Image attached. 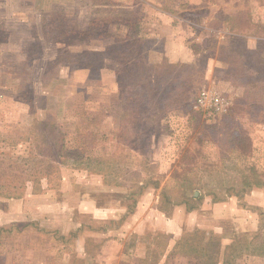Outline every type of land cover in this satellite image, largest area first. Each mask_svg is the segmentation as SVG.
<instances>
[{
  "label": "rangeland",
  "instance_id": "1",
  "mask_svg": "<svg viewBox=\"0 0 264 264\" xmlns=\"http://www.w3.org/2000/svg\"><path fill=\"white\" fill-rule=\"evenodd\" d=\"M47 19L80 30L98 21L110 36L137 43L154 65L151 71H160L155 66L166 60V36L180 37L182 43L170 49L189 64L165 67L156 101L150 97L138 111L127 110L118 93L125 74L113 78L126 57L119 47L101 57L104 67L98 65L84 84V75L62 63L45 70L62 48L102 53L111 37L60 46L56 27L45 32L41 20ZM263 19L264 0H0V192H20L17 199L0 198V264H71L73 253L83 264H212L219 257L200 262L174 248L175 242L194 229L213 232L223 245L231 243L234 230L264 235V190L242 197L225 190L251 170L264 173ZM233 21L242 25L241 38L230 35ZM256 76L262 80L254 81ZM30 81L31 88L22 85ZM226 122L250 137L251 149L239 147ZM37 124H45L47 133ZM61 133L69 158L57 177L40 180L44 156L32 155L54 153L45 151L43 139L51 143ZM119 155L126 165L115 167L117 176H105L107 166L90 161L109 166ZM185 178L199 198L191 211L178 192ZM30 179L40 180L42 190ZM144 181L149 184L138 194L137 183ZM45 213L72 216L73 230L85 224L94 229L78 233L65 248L41 231L54 229L45 222L59 224L55 219L50 225ZM225 254L222 261L229 258ZM230 264H264V258L243 253Z\"/></svg>",
  "mask_w": 264,
  "mask_h": 264
},
{
  "label": "trees",
  "instance_id": "2",
  "mask_svg": "<svg viewBox=\"0 0 264 264\" xmlns=\"http://www.w3.org/2000/svg\"><path fill=\"white\" fill-rule=\"evenodd\" d=\"M63 18V17H62ZM234 19L233 17L230 18V20ZM61 20V19H60ZM228 19V21L230 22ZM48 22H45L44 20H41L42 24L45 25V32H50L52 27H56V33H57V40L55 41L58 45L60 46H68V44L72 42L75 43H82L84 42L85 44H90L92 40H106L107 37H111L108 39H112L111 42H109L106 47L103 49L102 53L97 52V51H92L89 49H84L82 51L76 52V51H71L69 49H66L65 47L60 50V59L55 58L52 61H48L46 66V71L49 70H55L58 65L64 64L69 70H77V69H84L88 72V77L95 76L97 74L98 70V65L99 67L102 66L104 67V59H102V56H107L113 49H116L119 47L117 51L118 54L124 53L123 55L126 56L123 60H121V69L117 72H115V76H118V78L125 74L123 83L119 87L118 86V93L123 97L121 102H124L125 108L127 110H133L138 111L141 108V105L146 101L148 102L150 97V100H153L155 102V98H158V78L161 77V74L165 72V67H169V65L175 66L180 63H168L165 59H163L160 63L161 66H155L157 68H160L161 70L159 71H151L150 68L154 67L153 64L148 63L147 61L144 60L142 57V54L140 53L138 49V44L136 43V47H132L129 45L130 43H125L124 40H121L119 38H115L113 36H110L109 33H107V27L104 26L102 23L98 21H91L89 25L86 27L85 30H80L77 26H74L73 28L71 27V23L66 22L63 23L61 21H57L54 19L53 21L51 19H47ZM50 22V23H49ZM242 25L236 23L233 21L232 25L229 27V32L231 36H236L241 38L240 35H243V28L241 27ZM3 33L7 32L5 28H3ZM234 33V35H232ZM38 41V39H36ZM35 41V42H37ZM69 42V43H68ZM36 44V43H35ZM130 51H129V49ZM105 51V52H104ZM243 53L249 56H253L254 58L257 57L256 53L257 51H250L243 49ZM121 56V54H120ZM126 58H130V60H136L134 63H129L126 61ZM102 59V60H101ZM62 60V62H61ZM120 61V60H119ZM139 63L140 66H136V63ZM182 65V64H181ZM130 67V71L126 70V67ZM51 67V68H50ZM133 68L135 71H133ZM24 76L22 75H17L18 78L22 79L26 77V75L23 73ZM58 76V74L56 75ZM48 78V77H47ZM49 79V78H48ZM254 81H260L262 80L258 76H256ZM175 79L172 78L170 81H168L165 84V88H169L170 84L174 82ZM254 83V82H252ZM118 84V83H117ZM25 87L31 88L33 86V83L30 81L27 83V85L22 84ZM22 86V87H23ZM154 94V95H153ZM168 95V93H167ZM166 95V97H167ZM132 102V103H130ZM141 102H143L141 104ZM148 104V103H147ZM230 115V114H229ZM135 119V118H134ZM224 119H229L227 115L225 116ZM234 120V119H233ZM231 120V121H233ZM226 122V131L233 136L235 135V140L236 143L239 144V147L241 149H245V151L251 149V140L250 137L242 130H232L231 129V123ZM234 124V123H233ZM39 130L42 133H47L46 130V125L44 124H37L36 125ZM233 126V125H232ZM61 128V126H60ZM62 129V128H61ZM235 129V128H234ZM61 138L57 139L56 136H52V142L50 143L49 139L44 138L43 140L45 141L44 147H46L45 151L49 150L54 153H49L48 155H44L45 153H33L32 156L34 155H39V156H44L43 159V175L40 178V180L44 181H51V178L53 176L57 177L59 175V165H64V159L69 158L68 151L64 150V144H63V138H62V133L60 134ZM120 138V144L125 141V138L123 136L119 137ZM135 140H138V138H135ZM243 151V150H242ZM47 158V159H46ZM41 159V161H42ZM3 161L7 162L8 160ZM40 161V162H41ZM93 165H97L100 168H103L101 166H107V173L105 176L108 175H116L117 176V171L120 169H116L115 167H119L121 164H125V161L119 156L115 157L112 160V165L108 166V163H104V161L98 158H94L93 160H90ZM76 162V161H74ZM24 165V163H23ZM126 165V164H125ZM94 168V167H92ZM91 168V169H92ZM9 169V168H8ZM106 170V169H105ZM104 171V170H103ZM103 171H100L101 173H105ZM3 172H6V170H3ZM21 175L23 171H20ZM97 172H99L97 170ZM26 173V171H24ZM120 173V171H119ZM54 174V175H53ZM123 174V173H122ZM155 174V173H154ZM250 172L246 175V177L239 178L238 181L236 182V185L234 187H226L225 190H227V195L226 196H238L242 197L245 193L252 189H263L264 190V173H256L251 170ZM0 175H2L0 173ZM53 175V176H52ZM26 177L28 175H25ZM104 176V175H103ZM59 177V176H58ZM32 181L31 184L36 185L38 187V190L41 189V184L40 180L38 179H30ZM56 182V183H55ZM59 180L54 181L53 184L58 185ZM147 182V183H146ZM160 183V182H159ZM158 182H155V185H152L154 189H157L159 186ZM148 181H144V183H137V189H139V193L146 188L148 185ZM187 185V180L186 178L184 179V184L183 186L178 189L179 194H181L182 198V203H184L186 206H188V211H191L195 208V204H193L194 201H197L199 198H195L193 195V191L191 187H188ZM18 188V187H17ZM34 188V187H33ZM163 190V189H162ZM235 190V191H232ZM192 191V192H191ZM137 194V193H136ZM135 194V195H136ZM142 194V192H141ZM134 196V193H132ZM163 195L165 196V200H168V197L166 196L165 191H163ZM213 198V202L216 201L217 193L213 192V194H210ZM223 197L224 198L226 197ZM20 197V192L14 193V195H11L9 193H4L0 192V198H5V199H10L14 198L17 199ZM219 200H221L219 198ZM169 201V200H168ZM95 222V221H94ZM35 225L34 223H31ZM40 230L42 228H39ZM94 228L91 227V225L85 224L77 226L76 229L67 231V232H62V231H56V230H45L42 229L41 231L45 232L47 235L51 234L52 237L54 238V241L58 240L61 243L64 244V247L66 248L70 242L73 241L76 236H78V233L82 234L84 231H89ZM45 230V231H44ZM244 238L245 240H242ZM231 243L230 244H222L220 236L214 234L213 232L209 231H203L199 229H194L192 231H188V234H183L182 238L180 241L175 242L174 248H179L177 250H185L184 252L187 254H191L193 256H196L194 258H198L199 261H207L210 259L215 258V262H217V259L219 257V262L218 263H212V264H230L233 262L236 258L240 257L243 253L246 254H251L255 256H260L264 258V235H259V234H254L253 236H248V234L245 233H239L237 230L232 231L231 233ZM88 242V241H87ZM86 242V246L84 248V251L87 250L88 248V243ZM70 246V245H69ZM229 251V258H225L223 261L222 259L225 257V252ZM214 253V254H213ZM73 254L72 259H75V263L71 264H83V257L82 256H77ZM213 254V255H212ZM215 255V256H214ZM72 260V262H73ZM80 262V263H79ZM207 264V263H206Z\"/></svg>",
  "mask_w": 264,
  "mask_h": 264
},
{
  "label": "crops",
  "instance_id": "3",
  "mask_svg": "<svg viewBox=\"0 0 264 264\" xmlns=\"http://www.w3.org/2000/svg\"><path fill=\"white\" fill-rule=\"evenodd\" d=\"M264 20V19H263ZM264 22V21H263ZM165 25V24H164ZM172 39V40H171ZM179 39H180V41H179ZM248 39V41H251L252 39H254V38H247ZM165 46H166V48H165V50H166V53H165V58H166V60H167V62L168 63H180V64H189V59L187 58V59H183L181 56H180V53H172V50L170 49V46H172V43L174 44H176V42L177 43H182V40H181V38L180 37H178V38H175L174 36H166V38H165ZM168 46V47H167ZM183 47H184V45L182 44V48H180V50H182L183 49ZM105 48V47H104ZM103 48V49H104ZM170 50H171V53H167V52H170ZM175 54H178V56L177 55H175ZM186 60H188V61H186ZM73 72V71H72ZM80 74V76H82V75H84V79L81 81L83 84L87 81V79H88V74H87V72L86 71H84V70H81V69H77V70H75L74 71V74ZM82 74V75H81ZM115 74H113V78L115 77L114 76ZM72 77H73V75H72ZM45 91V90H44ZM48 91H49V89L47 90V91H45L46 92V94L48 93ZM163 170V169H162ZM61 211H63V210H61ZM66 214V213H65ZM43 216L44 217H48L47 216V213H45V214H43ZM40 220H42L44 217H42V216H40V214L37 216ZM55 219H57L58 221H59V224L58 225H56L55 227L54 226H48V224H46V222L44 223V226L46 227V228H54V229H52V230H58V231H62V232H67V231H71V230H73V227L71 226L70 227V223H71V219H72V216L71 217H69V215H67V216H63V215H61L60 213L58 214V215H50L49 217H48V220H46V221H49V220H51V221H49V222H51V223H49L50 225H52L53 224V221L52 220H55ZM60 219L61 220H63V224L61 225L60 224ZM69 221V222H68Z\"/></svg>",
  "mask_w": 264,
  "mask_h": 264
}]
</instances>
